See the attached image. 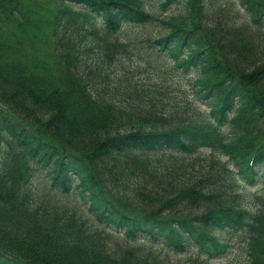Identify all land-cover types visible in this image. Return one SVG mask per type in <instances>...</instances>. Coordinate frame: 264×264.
<instances>
[{
	"label": "trees",
	"instance_id": "trees-1",
	"mask_svg": "<svg viewBox=\"0 0 264 264\" xmlns=\"http://www.w3.org/2000/svg\"><path fill=\"white\" fill-rule=\"evenodd\" d=\"M54 1L69 15L53 22L51 49L57 51L70 28V72L78 64L70 97L44 90L43 77L21 59L19 35H28L23 0H0V264H171L153 244L177 253L192 247L196 255L178 264H210L235 247L243 252L235 264H264V193L247 198L240 183L264 184V57L258 52L264 44L226 39L222 27L214 29L215 0H159L161 9L183 7L159 19L168 30L150 46L174 70L194 73L192 93L207 108L200 121L175 126L156 111L157 91L147 94L135 80L133 106L93 92L104 73L102 55L91 57V49L106 55L111 42L105 36L123 23L153 21L142 1ZM238 2L264 28V1ZM98 16L104 36L95 32ZM10 139L18 150L9 153L24 150L29 162L47 168L52 192L78 188L91 217L121 235L124 247H108L74 210L34 201L28 176L18 185L12 174L3 150ZM199 150L209 156H191Z\"/></svg>",
	"mask_w": 264,
	"mask_h": 264
},
{
	"label": "rangeland",
	"instance_id": "rangeland-1",
	"mask_svg": "<svg viewBox=\"0 0 264 264\" xmlns=\"http://www.w3.org/2000/svg\"><path fill=\"white\" fill-rule=\"evenodd\" d=\"M141 1L144 7L152 14L153 21L143 25L123 23L119 30L112 32L110 36H105L111 42L106 55L103 52L101 53L99 51L100 48L97 46L91 49V57L94 53L102 55V62H99V66L104 73V76L98 79V83L97 81L94 83L93 92L97 96L108 100L127 103L133 106L135 102L132 101L134 97L131 93L137 85L130 86L132 83L130 80H135L140 86L142 85L145 93H154L155 95V90L157 91L156 96L158 101L154 103L156 111L170 116L167 118L168 122L179 126V124H184L188 121H200L206 116L207 108L192 93L191 82L195 77L194 73H182L174 70L172 61L150 46L151 39L165 34L168 30L165 25L159 22V19L177 16L180 14L179 12H181L183 4L180 2L173 3L168 5L166 9H161L159 0ZM215 1H217V11L209 15L211 23L215 26L214 29L222 27L227 36L226 39H235L238 42L258 40L259 45L264 44V28H256L254 26L249 13L240 6L238 0ZM23 4V14L25 17L22 16V20L26 24L25 29L28 35H19L24 50L21 58L22 61L25 59L30 61V64L28 62L27 69L43 77L40 79L43 82L41 84H45L44 90L50 91L54 89L58 92L55 94L60 95L63 93L65 96L70 97L72 92L69 89L68 83L69 81L70 83L77 81L79 71L78 64L74 67L75 72H70L69 70L71 43H69L68 35L70 34V28L67 27L68 30L62 35L60 34L62 40H58L59 44L55 45L57 51L51 49L53 44L51 45L50 42V29L53 26V22L57 18L68 16L69 11H59V5L54 0H23ZM209 9L213 8L210 7ZM192 15L194 16L195 14L193 13ZM94 21L96 22L95 32L99 36H104L103 32L99 29L100 17H95ZM194 22L199 23L198 19H195ZM204 35L209 38L207 33H204ZM93 37L94 35L91 34V39L87 40H92ZM105 37L100 39H104ZM122 45H126L125 50L118 48ZM263 51L264 49L258 50L261 57H264ZM66 55L68 56L67 61ZM60 58L66 61L65 68L59 64ZM91 69L93 70L92 67ZM142 103L145 104L146 101H142ZM13 142L10 139L9 144L3 150L6 149L8 158L12 161H10L12 174L15 177L16 183L20 185L19 180L28 176L26 188L28 186V190L31 192L34 201L48 199L51 202H55L59 209L63 208L65 212H72L74 210L77 213L76 216L81 218L84 224H88L89 227H87L89 229L93 228L101 233L100 237L104 239L108 247L119 249L124 247V240L121 235L98 224L91 217L87 211V202L83 197L84 194L78 188L72 187L67 193L52 192L49 188L47 168H43L42 164L33 165L35 163L29 162L24 150L17 151L15 155L9 153L13 149L18 150L15 143L13 145ZM156 154L167 156L169 151H157ZM191 156L208 157L209 151L199 150ZM219 158L221 161L226 160L225 157L220 155ZM201 161L204 162L203 160ZM240 183L243 185L247 198L264 193L263 182L256 178L252 182L240 180ZM53 194L55 195L53 196ZM216 234L220 239L226 238L224 233ZM149 246V244H146V246H139V248L141 251L146 252ZM150 247L162 259L171 264L181 263L186 258L196 255L192 247L184 253L173 252L172 249L161 244H153ZM241 259H243L242 249L235 247L231 255L220 259H212L210 260V264H235V260Z\"/></svg>",
	"mask_w": 264,
	"mask_h": 264
}]
</instances>
